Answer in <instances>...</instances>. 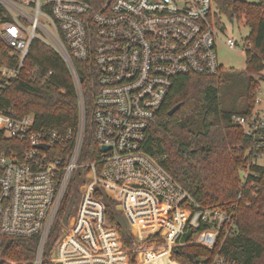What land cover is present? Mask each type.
Returning a JSON list of instances; mask_svg holds the SVG:
<instances>
[{
  "label": "built area",
  "instance_id": "obj_1",
  "mask_svg": "<svg viewBox=\"0 0 264 264\" xmlns=\"http://www.w3.org/2000/svg\"><path fill=\"white\" fill-rule=\"evenodd\" d=\"M224 32L213 0H104L97 9L83 0H0V43L17 59L0 75L16 79L39 40L62 59L79 99L78 125L62 133L37 128L33 115L0 112V132L25 145L19 158L0 153V236L36 241L32 260L0 264H168L178 247L216 246L231 217L201 208L143 145L177 77L219 74ZM225 45L237 47L230 37ZM89 57L98 73L93 120L100 154L80 163L85 108L75 63ZM50 74L34 68L26 78L45 82ZM232 123L253 139L256 164L264 155V99L257 96L252 112ZM74 173L78 195L65 219L59 214ZM110 212L124 219L128 239ZM151 215L155 225L146 229L138 219ZM236 231L232 224L224 233ZM207 264L239 263L215 255Z\"/></svg>",
  "mask_w": 264,
  "mask_h": 264
},
{
  "label": "trees",
  "instance_id": "obj_2",
  "mask_svg": "<svg viewBox=\"0 0 264 264\" xmlns=\"http://www.w3.org/2000/svg\"><path fill=\"white\" fill-rule=\"evenodd\" d=\"M83 1L96 9L104 2ZM213 6L219 25H223V17L249 29L245 69L213 77H177L146 133L143 150L156 158L201 208L227 214L236 226L234 235L225 236V227L232 224L224 225L212 250L196 245L178 247L173 258L180 264H207L219 255L239 264H264V167L251 163L254 141L232 123L233 116L252 112L259 84L264 81V0H213ZM16 64L17 59L0 43V67ZM34 68L51 74L45 82L29 81L26 71ZM75 69L85 108L79 162L90 163L100 154L93 120L98 73L92 57L76 62ZM227 92L232 100L225 108L222 102ZM178 104L180 108L169 116ZM10 108L19 116L33 115L37 128L62 133L78 125L79 99L70 73L59 55L39 40L32 41L24 69L16 79L0 75V112L7 113ZM24 147L0 132V153L19 158ZM77 195V183H71L60 216L66 219L72 213ZM110 218L113 222L112 213ZM57 229L58 223L48 240L49 251L57 241ZM35 248L34 240L0 236V259L32 260ZM44 256L48 257V251Z\"/></svg>",
  "mask_w": 264,
  "mask_h": 264
},
{
  "label": "rangeland",
  "instance_id": "obj_3",
  "mask_svg": "<svg viewBox=\"0 0 264 264\" xmlns=\"http://www.w3.org/2000/svg\"><path fill=\"white\" fill-rule=\"evenodd\" d=\"M245 1L248 3H257L258 0H240ZM215 11V10H214ZM221 24L225 27V32L219 34V39L217 43V57L219 64L221 66L220 68V74L227 73L231 71H242L245 69L246 66V55H245V40L249 37L250 31L249 29L243 24V23H237L233 22L230 23L225 18H220ZM226 37H230L233 40L236 41L237 47L234 50L229 49L225 45V39ZM264 76V75H263ZM259 91H258V99L263 100L264 99V81H261L259 84ZM231 93L227 92L225 95V98L223 99V106L227 108L228 105H231ZM256 164L259 166L264 167V155L258 157L256 159ZM77 173L73 174V177L71 179V183H77L79 178L77 179ZM112 215H114V212H112ZM117 215H114V217ZM157 217L155 215L147 216L138 219L139 222H146L148 225L147 228H152L155 225V219ZM137 232H134L133 235H137ZM159 264H162L161 262ZM168 264H180L175 258H171Z\"/></svg>",
  "mask_w": 264,
  "mask_h": 264
},
{
  "label": "water",
  "instance_id": "obj_4",
  "mask_svg": "<svg viewBox=\"0 0 264 264\" xmlns=\"http://www.w3.org/2000/svg\"><path fill=\"white\" fill-rule=\"evenodd\" d=\"M179 108H180V105H179V104L176 105L175 107H173V108L169 111L168 115H169V116L174 115V113H175ZM38 148H41V149H47V147L42 146V145H41V146H38ZM106 150H108L107 147H101V151H102V152H104V151H106ZM113 221H114L115 226H117V227L119 228V230H120V232H121V235H122L124 238L128 239L129 236H128V231H127V227H126V223H125L124 219H123L120 215H117V216L114 217V220H113Z\"/></svg>",
  "mask_w": 264,
  "mask_h": 264
},
{
  "label": "crops",
  "instance_id": "obj_5",
  "mask_svg": "<svg viewBox=\"0 0 264 264\" xmlns=\"http://www.w3.org/2000/svg\"><path fill=\"white\" fill-rule=\"evenodd\" d=\"M263 75H264V71H263V73H262Z\"/></svg>",
  "mask_w": 264,
  "mask_h": 264
}]
</instances>
